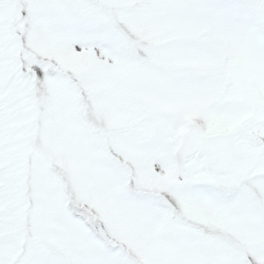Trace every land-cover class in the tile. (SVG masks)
Here are the masks:
<instances>
[{
    "label": "snow or ice",
    "instance_id": "snow-or-ice-1",
    "mask_svg": "<svg viewBox=\"0 0 264 264\" xmlns=\"http://www.w3.org/2000/svg\"><path fill=\"white\" fill-rule=\"evenodd\" d=\"M0 264H264V0H0Z\"/></svg>",
    "mask_w": 264,
    "mask_h": 264
}]
</instances>
